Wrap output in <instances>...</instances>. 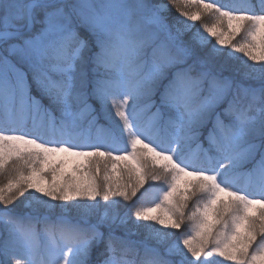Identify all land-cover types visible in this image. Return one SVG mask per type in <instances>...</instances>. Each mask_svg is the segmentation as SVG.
<instances>
[{"label":"snow or ice","instance_id":"1","mask_svg":"<svg viewBox=\"0 0 264 264\" xmlns=\"http://www.w3.org/2000/svg\"><path fill=\"white\" fill-rule=\"evenodd\" d=\"M0 264H264V0H0Z\"/></svg>","mask_w":264,"mask_h":264},{"label":"rangeland","instance_id":"2","mask_svg":"<svg viewBox=\"0 0 264 264\" xmlns=\"http://www.w3.org/2000/svg\"><path fill=\"white\" fill-rule=\"evenodd\" d=\"M171 13L174 14L175 16H177V13H176L175 9H172V12H171ZM203 22H206V23H209V24L212 23V21H211L210 19H207V18H204ZM196 27H197V28H200V27H201V22H197V23H196ZM201 30H202V29H201ZM194 146H195V145L193 144L192 147L195 148Z\"/></svg>","mask_w":264,"mask_h":264},{"label":"trees","instance_id":"3","mask_svg":"<svg viewBox=\"0 0 264 264\" xmlns=\"http://www.w3.org/2000/svg\"><path fill=\"white\" fill-rule=\"evenodd\" d=\"M172 14V13H171ZM172 16H175L174 14H172ZM195 147V146H194Z\"/></svg>","mask_w":264,"mask_h":264}]
</instances>
